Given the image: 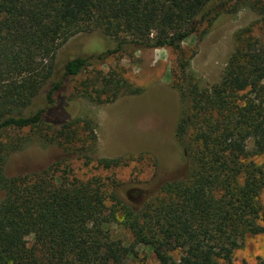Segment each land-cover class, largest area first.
I'll use <instances>...</instances> for the list:
<instances>
[{
    "label": "trees",
    "instance_id": "obj_1",
    "mask_svg": "<svg viewBox=\"0 0 264 264\" xmlns=\"http://www.w3.org/2000/svg\"><path fill=\"white\" fill-rule=\"evenodd\" d=\"M245 7L264 18L263 0H0V264H129L131 250L114 224L132 231L134 245L149 246L158 264H236L244 242L264 234V41L239 34L211 86L198 79L182 45L200 25L213 29ZM93 31L116 47L99 52L98 43L94 54L60 65L63 48ZM164 47L181 56L175 137L188 163L184 178L136 204L112 179L70 177L68 169L59 175L60 163L6 175L10 155L29 142L70 149L80 129L86 163L95 160V124L78 118L80 98L113 103L124 87L140 89L102 71L70 96L65 85L95 58ZM96 161L105 169L121 163Z\"/></svg>",
    "mask_w": 264,
    "mask_h": 264
},
{
    "label": "rangeland",
    "instance_id": "obj_2",
    "mask_svg": "<svg viewBox=\"0 0 264 264\" xmlns=\"http://www.w3.org/2000/svg\"><path fill=\"white\" fill-rule=\"evenodd\" d=\"M249 32L264 41V18L245 7L213 29H209L207 23L200 25L183 43V54L190 59L191 67L203 85L211 86L220 81L239 34ZM98 43L99 52L116 47L115 41L98 31L82 34L63 48L59 64L63 65L66 59L76 55L94 54L96 48L93 46ZM180 58L176 51L164 47L138 51L130 48L107 55L103 60L93 59L80 76L65 85L66 95L70 96L79 83L93 76L95 71L119 72L127 84L140 89L138 94H129L124 87L113 103L97 104L80 98L76 109L78 118L95 124L98 140L96 152L92 153L95 160L86 163L85 147L89 144L84 143L80 129V139L70 149L57 144L44 146L40 142H29L25 148L10 155L5 165L6 175L40 172L60 163L59 175L68 169L70 177L112 179L126 188L124 196L136 204L159 194L167 182L184 178L188 163L175 137L182 112V101L174 88V82L181 74ZM99 158H117L121 163L118 167L105 169L96 161ZM3 197L4 193L0 191V201ZM260 200L264 205V190ZM110 228L131 250L129 264H158L149 246L134 245L132 231L121 224ZM29 240L32 242L33 237ZM174 255L180 258L179 254ZM234 260L236 264H264V234L249 237L235 253Z\"/></svg>",
    "mask_w": 264,
    "mask_h": 264
}]
</instances>
